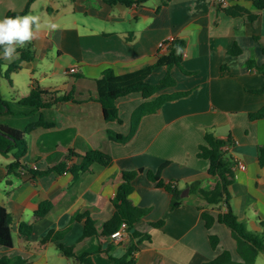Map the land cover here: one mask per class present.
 Masks as SVG:
<instances>
[{
	"label": "crops",
	"instance_id": "obj_1",
	"mask_svg": "<svg viewBox=\"0 0 264 264\" xmlns=\"http://www.w3.org/2000/svg\"><path fill=\"white\" fill-rule=\"evenodd\" d=\"M28 1L0 0V20L9 12L22 11ZM228 2L226 7L218 0H148L142 5L111 6L104 0H34L26 13L17 15L39 16L41 28L31 41L34 57L21 62L10 80L0 76L7 83L5 87L1 83L6 91H14L8 100L13 112L0 115V123L23 130L42 117L53 126L25 133V153L17 148L0 151V204L11 214L13 240L11 247L0 245V258L21 259L23 264H80L61 253L58 245L62 244L74 246L77 256L92 253L95 264H113L110 254L122 256L129 238L109 253L103 250L105 244L100 250L96 235L82 240L84 225L76 215L89 213L100 233L115 211L112 198L123 181V172L141 169L133 179L129 199L149 209L134 225L149 239L140 242L135 264H202L224 249L239 259L228 227L218 222L205 226L202 212L215 214L214 206L190 192L194 181L209 190L218 180L208 174V160L197 155L207 129L235 140L232 153L243 166L234 169L229 205L248 230L264 236V165L258 158V148L264 145V117H249L264 106V91H258L264 88L259 69L264 67V9L255 8L252 0ZM236 5L248 13L231 15L226 11ZM50 24L57 27L51 29ZM170 36L185 42L182 67L170 71L158 67L148 78L156 74L157 82L169 71L175 85L164 92L189 94L143 116L129 141L111 140L107 130L127 134L132 112L144 98L140 92L119 97L116 103L121 121L107 122L97 100L95 78L107 68L123 74L152 64L160 42ZM234 47L241 52L232 54ZM9 63L3 59L2 72ZM20 72L26 79L21 90L14 86H20ZM34 85L60 95L70 93L73 99L26 114L30 109L20 102ZM63 149L79 155L100 149L112 156V162L94 163L91 171L67 168L43 175L30 173L33 164L44 170L53 163H80V157L68 159ZM17 157L29 169L10 172L7 164ZM159 170L162 182L173 183L186 194L179 207L171 208V193L148 179V171ZM44 201H51L52 207L37 218L35 211ZM157 221L162 225L155 227ZM22 223L31 224L27 239L19 233ZM47 234L49 239L42 245ZM210 234L219 237L215 248ZM254 264H264V251Z\"/></svg>",
	"mask_w": 264,
	"mask_h": 264
},
{
	"label": "trees",
	"instance_id": "obj_2",
	"mask_svg": "<svg viewBox=\"0 0 264 264\" xmlns=\"http://www.w3.org/2000/svg\"><path fill=\"white\" fill-rule=\"evenodd\" d=\"M29 0L26 7L19 12H9L6 17H15L17 15L24 14L28 11L31 2ZM107 4L114 6L116 4H123L125 6L142 5L148 0H104ZM253 6L259 10L264 9V0H252ZM231 15H239L248 13V11L239 6H232L226 9ZM250 17H254L249 15ZM127 39H131L127 36ZM185 49V42L180 38H175L167 44L165 50L159 48L156 60L147 66L140 69L116 74L111 68L103 70L98 77L95 78L97 100L102 104L104 119L107 122L121 121L119 116V108L116 100L119 97L128 95L133 92H140L144 101L139 104L131 115L130 129L127 134H122L112 129L107 130L108 137L116 142L125 143L129 141L137 132L140 121L143 116L147 114L157 113L163 104L167 101L177 99L179 97L189 94V91H174L164 92V89L175 85V79L170 74V69L174 66L182 67L181 62L183 59ZM3 50L0 47V51ZM20 52L18 58L8 64L7 69L2 72L3 59L0 58V76H5L7 79H11L12 73L17 72L21 68V62L31 60L34 57V50L32 49V42L27 43L23 48L17 49ZM264 51V49H263ZM241 51L234 47L231 51L232 54H239ZM165 66L169 69L167 74L157 82L148 81L150 74L158 67ZM264 75V67L259 68ZM258 91H264V88L258 89ZM73 99L72 94H58L56 91H48L34 85L29 92L20 102L21 105L28 107L30 110L26 112L29 114L33 111L40 109H46L54 106L59 101ZM10 107V101L3 98L0 93V115L12 113ZM250 119H258L264 117V106L255 111L249 113ZM53 123L44 120L42 117L37 121L28 124L23 130L6 126L0 123V151L8 152L11 149L17 148L21 153H25L27 150L26 141L23 139L25 133H29L38 127H51ZM203 143L199 145L197 155L208 160V174L216 176L218 178L216 184L212 189L204 190L200 187V182L194 181L190 184V192L197 194L206 203L213 205V209L216 210L215 214L211 211L204 210L202 212V218L205 222V226L210 228L214 222L225 225L230 229L231 235L236 242V251L239 259L235 260L232 257L231 252L228 249H224L214 259L204 262L202 264H254L257 255L264 251V236L258 231H250L246 228L243 221L232 211L229 200L230 192L229 187L234 181V165L235 157L232 153V148L235 145V140L228 136L227 138H221L217 136L211 129H207L204 134ZM64 150V149H63ZM65 151V150H64ZM67 158L71 156L80 157V163H73L67 166L66 163H53L48 165L46 169H29L27 165L21 163L20 157L9 164L8 169L14 171L19 169L23 171L29 169L32 175H43L51 170L61 172L63 170L71 169L91 171V166L94 163L102 165H108L112 162V156L100 149H92L87 151L83 155H79L72 149L65 151ZM258 158L260 164L264 165V145L258 148ZM67 159V160H68ZM166 163L163 164V166ZM142 170L137 169L133 171H124L122 174L123 181L118 186L112 203L115 207L113 215L104 223L102 231L99 233L95 225V221L89 215V213H79L76 218L82 220L84 225V232L82 240H85L93 235H96L99 240L100 250L102 245L105 244L103 249L109 253L113 247L121 244V241H116L111 238V233L117 230L122 222H126L129 233V243L126 246L125 253L122 256L114 257L110 254L113 264H135V253L139 248L140 242L149 239V235L141 233L134 229V225L141 220L149 211L148 208H142L131 203L129 196L134 190L133 179ZM147 177L149 180L156 182L158 186L165 187L171 193L170 206L171 208H177L183 203L181 196L182 190L175 186L173 183H164L160 180V170L157 172L148 171ZM227 207L223 209L222 205ZM52 207L51 201H44L39 204L38 209L35 211V217L40 218L45 216ZM12 217L8 210L0 204V245L4 247H11L12 240ZM155 227L162 225V221L153 223ZM264 227V222H263ZM31 232L30 223H22L19 233L24 239H27ZM49 239L47 234L41 240V244L44 245ZM210 243L212 247H217L219 243V237L214 234L209 235ZM61 253L68 257L77 259L80 264H95L90 252H85L79 256L75 254L74 246L58 245ZM0 264H23L21 259H8L0 258Z\"/></svg>",
	"mask_w": 264,
	"mask_h": 264
},
{
	"label": "clouds",
	"instance_id": "obj_3",
	"mask_svg": "<svg viewBox=\"0 0 264 264\" xmlns=\"http://www.w3.org/2000/svg\"><path fill=\"white\" fill-rule=\"evenodd\" d=\"M48 27L55 29L57 26L50 24ZM40 28V17L37 15L6 17L0 20V47L3 48V59L11 62L18 58L17 47L23 48L30 43Z\"/></svg>",
	"mask_w": 264,
	"mask_h": 264
},
{
	"label": "built area",
	"instance_id": "obj_4",
	"mask_svg": "<svg viewBox=\"0 0 264 264\" xmlns=\"http://www.w3.org/2000/svg\"><path fill=\"white\" fill-rule=\"evenodd\" d=\"M218 2H219L223 7H226V6L229 5L228 0H218ZM174 39H175V37L170 36V37H168L167 39L161 41V42H160V45H159L160 48H162L163 50H165L166 47H167V44H168L170 41L174 40ZM70 71H71V72H74V71H76V68H71ZM31 166H32V168H34V169H36V167H37L35 164H33V165H31ZM242 166H243L242 161H241L239 158H236V157H235V165H234L233 169H236V168H238V167H242ZM23 171H24V170H23ZM111 238L114 239V240H116V241H123V240H126V239L129 238V231H128V229H127V224H126V222H122V224L120 225V227H119L117 230H115L114 232L111 233Z\"/></svg>",
	"mask_w": 264,
	"mask_h": 264
},
{
	"label": "rangeland",
	"instance_id": "obj_5",
	"mask_svg": "<svg viewBox=\"0 0 264 264\" xmlns=\"http://www.w3.org/2000/svg\"><path fill=\"white\" fill-rule=\"evenodd\" d=\"M23 72H20L19 74H17V75H19L18 77H19V85L20 86H18L17 87V85L15 84L14 86L16 87V88H19L20 90H21V88L23 89V87L26 85V82H25V77L24 76H22V75H24V74H22ZM17 75H16V77H17ZM157 80V76H156V74H153L150 78H148V81H151V82H154V81H156ZM5 80H2V79H0V91H1V93L3 94V96L7 99V100H11V94H13V90H7L6 91V88H4L6 85H7V83L6 82H4ZM1 83H3V86H2V84ZM16 117H18V116H16ZM18 118H20V116L18 117ZM17 119V118H16Z\"/></svg>",
	"mask_w": 264,
	"mask_h": 264
},
{
	"label": "water",
	"instance_id": "obj_6",
	"mask_svg": "<svg viewBox=\"0 0 264 264\" xmlns=\"http://www.w3.org/2000/svg\"><path fill=\"white\" fill-rule=\"evenodd\" d=\"M186 194H184L183 192L181 193V196H185Z\"/></svg>",
	"mask_w": 264,
	"mask_h": 264
}]
</instances>
